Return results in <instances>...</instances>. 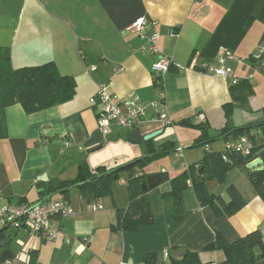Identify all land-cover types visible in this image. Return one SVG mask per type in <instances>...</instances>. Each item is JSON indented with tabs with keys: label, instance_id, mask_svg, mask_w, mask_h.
Wrapping results in <instances>:
<instances>
[{
	"label": "crops",
	"instance_id": "obj_1",
	"mask_svg": "<svg viewBox=\"0 0 264 264\" xmlns=\"http://www.w3.org/2000/svg\"><path fill=\"white\" fill-rule=\"evenodd\" d=\"M141 19L148 25L140 35L130 27ZM154 31L159 33V53L182 67H173L162 86L153 72L158 57L144 50ZM0 47L10 49L14 68L54 61L62 74L77 81L75 97L64 104L30 115L20 105L0 111V205L19 204L21 198L31 204L47 200L51 196L41 195L39 181L74 180L80 165L89 162L87 156L104 149L128 158L119 162L114 157L110 169L148 156L151 146L160 150L167 142L184 151L200 135L177 124L184 119L205 122L212 137L224 127L264 124V60H251L255 51L264 49V0H0ZM206 62L215 67L222 63L233 72L227 77L204 72ZM101 84H109L124 99L137 95L152 102L163 94L162 105L174 123L161 128L150 112L135 128H113L104 135L97 124L101 107L91 103ZM155 132L157 136L146 140ZM220 140L204 150L176 155L168 162L171 172L148 173L147 178L164 174L169 180L161 176L146 192L153 221L139 231L116 229L118 215L110 198L93 202L103 206L93 211L72 189L75 214L56 218L62 235L46 242L27 232L16 248L14 240L23 230L13 231L1 243L0 264H143L148 253L158 255L156 264H174L169 254L176 248L198 254L202 263L224 262V251L206 250L219 234L230 243L255 231L264 238V197L248 176L234 168L224 184L208 183L209 191L226 202L228 187L238 189L246 205L231 217L201 206L189 187L183 193L184 213L176 218L173 201L166 196L170 180L185 164L199 162L207 151H225L226 141L214 143ZM112 157L90 160L100 166ZM113 192L116 205L127 208L129 193L121 187Z\"/></svg>",
	"mask_w": 264,
	"mask_h": 264
},
{
	"label": "trees",
	"instance_id": "obj_2",
	"mask_svg": "<svg viewBox=\"0 0 264 264\" xmlns=\"http://www.w3.org/2000/svg\"><path fill=\"white\" fill-rule=\"evenodd\" d=\"M251 60L256 62L252 56ZM76 92L77 81L75 78L62 74L54 61L34 67L14 68L10 49L0 47V111L20 105L30 115L69 102L75 97ZM177 124L183 128H192L200 132L199 137L195 140L196 147H207L212 141L221 138L228 142L232 136L237 139L243 135L255 133L253 139L257 144L256 153H260L259 156L263 159L264 164V124L254 128L245 127L234 130L224 127L218 130L217 137H212L208 124L197 122L194 118L181 120ZM148 143L151 144V141ZM176 150L177 146L174 142L164 143L160 150L151 146L148 156L137 158L111 169L104 166L91 169L88 163L83 162L79 167L76 179L39 181L36 186L43 197L54 198L55 194H61L63 200L70 204L72 189L77 190L80 197L88 204L110 198L118 215L116 229L136 232L153 221L147 193L141 189L142 181L146 180L149 175L145 173L144 168L154 160ZM252 161H254V157L242 156L235 152L207 151L197 164L189 165L188 169L170 180L171 191L166 196L173 201L176 218L184 213L183 193L189 187L193 188L200 205L210 206L219 217L223 215L231 217L241 211L246 205V201L235 186L231 185L227 189L230 196L229 202H226L221 196L213 194L208 188V183L213 181L224 184L228 173L234 168L245 173L254 189L264 197V170L260 172L249 170L247 165ZM121 172L129 174L127 184L129 206L127 208L118 207L114 200L113 186ZM161 176L163 181L169 180L164 174ZM20 203H28V199L21 198ZM58 217H54V219ZM12 232L9 229L0 230V250L1 243L5 239L9 240ZM206 250L224 251L226 260L222 263H202L198 254L192 252H188L182 261L171 259L174 264H258L264 261V238L260 231H255L230 243L219 234L216 240L206 247ZM157 258L156 253H148L142 258V262L143 264H156Z\"/></svg>",
	"mask_w": 264,
	"mask_h": 264
},
{
	"label": "built area",
	"instance_id": "obj_3",
	"mask_svg": "<svg viewBox=\"0 0 264 264\" xmlns=\"http://www.w3.org/2000/svg\"><path fill=\"white\" fill-rule=\"evenodd\" d=\"M147 21L145 19L138 20L131 27V31L143 34L147 29ZM159 33L154 31L151 33L148 41V50L158 57L157 63L153 67L156 76V83L162 86L164 77L171 71L173 67L179 68L173 60L164 56L158 51ZM252 58L256 62L264 60V49H259L252 54ZM182 68V67H180ZM95 70V67L92 68ZM202 71L217 74L223 77L232 74V68L219 63V67L206 62ZM238 80H234L237 84ZM163 94L152 102H145L139 96L134 95L129 98H120L113 94L109 88V84H101L97 93L91 98V103L101 107L97 118L98 128L104 135H109L113 128H135L139 124L149 119L150 112L154 115L153 121L158 122L161 128L172 125L174 122L168 115L165 105H162ZM204 119V116L198 117V120ZM255 133L243 135L240 138L226 142L225 150L227 152H235L242 156H252L254 160L258 158L260 153H256L257 144L253 139ZM69 141H65L64 146H68ZM176 155L181 157V149L177 148ZM185 169L189 168L188 164L184 165ZM88 208L97 211L103 208L102 205L91 203ZM75 209L65 200L50 198L40 203H6L0 205V230L9 229L11 231L26 230L31 235H36L46 242L57 240L62 231L58 221L54 217L74 215ZM88 240V239H86ZM91 241V239H90Z\"/></svg>",
	"mask_w": 264,
	"mask_h": 264
},
{
	"label": "rangeland",
	"instance_id": "obj_4",
	"mask_svg": "<svg viewBox=\"0 0 264 264\" xmlns=\"http://www.w3.org/2000/svg\"><path fill=\"white\" fill-rule=\"evenodd\" d=\"M224 139L223 140H220V141H216V142H214V143H221L222 145H224ZM211 144H213V143H211ZM204 149H206V146H200V147H196L195 146V142H194V144H193V146H191V147H188V148H185L184 149V151L182 150L181 152H182V155H183V152H184V154H187L188 152H190V151H193V150H204ZM99 155H102V156H105V157H112V158H110L109 160H104V162L103 163H99V164H102V165H100V166H96L95 164L97 163V161H95V162H91V158H93V156H99ZM176 154H175V151H172V152H170V153H167L164 157H162V158H159V159H157V160H154L153 162H151L150 164H148L147 166H145V168H144V171H145V173H150V172H152V171H157V172H164V171H170V165L168 164V162H171V160H174L176 157ZM88 158L87 159H89V164L88 165H90V168L91 169H96V168H98V167H102V166H106V168L108 167V169H110V166L111 165H114V162H112L113 161V159H114V157H117L118 159H119V162H122V161H126L128 158H125V156L124 155H121V153H118L117 151H115L114 149H112V148H108V149H104V151H102V152H100V153H94V155L93 154H90L89 156H87ZM143 157V156H142ZM167 158H169L168 160H167ZM125 159V160H124ZM135 159V158H134ZM87 161V160H86ZM129 161H131V160H129ZM132 161H133V159H132ZM110 162H112L113 164H110ZM128 162V161H127ZM198 162H195V163H190L191 165L192 164H197ZM98 165V164H97ZM92 166V167H91ZM94 167V168H93ZM167 171V172H168ZM171 172V171H170ZM183 172V171H182ZM181 172V173H182ZM128 180H129V174H128V172H121L120 173V175H119V178H118V180L115 182V184H114V186H113V190L115 191V190H117L118 188H122V192L123 193H127L128 192V188H127V186L126 185H124V187L120 184V182H126L127 184H128ZM72 195L74 196L75 195V192H72ZM55 199H59V200H63V197L62 196H58V195H56L55 197H54ZM34 198H32V200H33ZM88 204V203H87ZM96 204V203H95ZM26 230H23V231H21V234H20V236L18 237V238H16L15 240H14V242H15V245H14V247H16V248H18V246H17V244H16V242L18 241V239L20 238V237H22V236H24V235H26L27 234V231L25 232ZM26 233V234H25Z\"/></svg>",
	"mask_w": 264,
	"mask_h": 264
},
{
	"label": "water",
	"instance_id": "obj_5",
	"mask_svg": "<svg viewBox=\"0 0 264 264\" xmlns=\"http://www.w3.org/2000/svg\"><path fill=\"white\" fill-rule=\"evenodd\" d=\"M258 65L261 66V63H259ZM158 133L159 132H155L153 134L146 136V140L154 138L155 136L158 135ZM247 167L249 170H252V171H256V172L263 171L264 170L263 159L260 156H258V158H256L254 161L249 163ZM159 182H161V176L159 174L149 176L146 180L142 181L141 189L143 192L146 193L148 189L150 188L152 189L156 187V185ZM187 254L188 252L185 249L176 248L170 252L169 256L170 258H173L175 260L182 261L186 257ZM258 264H264V261L259 262Z\"/></svg>",
	"mask_w": 264,
	"mask_h": 264
}]
</instances>
